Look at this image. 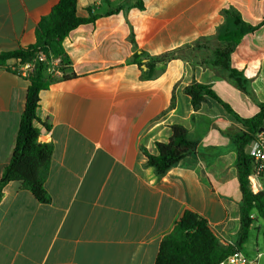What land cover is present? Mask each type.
Returning a JSON list of instances; mask_svg holds the SVG:
<instances>
[{
  "label": "crops",
  "instance_id": "obj_1",
  "mask_svg": "<svg viewBox=\"0 0 264 264\" xmlns=\"http://www.w3.org/2000/svg\"><path fill=\"white\" fill-rule=\"evenodd\" d=\"M137 1L78 0L80 16L89 8L102 15L66 36L77 77L52 72L57 80L40 92L36 109L39 141L53 148L44 184L49 201H38L20 182L5 186L0 264H155L185 211L235 244L242 193L234 139L245 128L212 98L195 110L185 89L210 86L242 118L259 112L264 0H141L142 9ZM57 2L0 0V54L33 45L39 22ZM230 9L259 26L230 55L252 95L213 64L215 48L234 28L224 13ZM169 54L183 56L159 61ZM15 61L0 67V177L13 156L29 87L10 68ZM174 125L197 147L159 176L144 150L157 155L156 144L170 140ZM252 242L251 234L243 250L249 256L258 248Z\"/></svg>",
  "mask_w": 264,
  "mask_h": 264
},
{
  "label": "trees",
  "instance_id": "obj_2",
  "mask_svg": "<svg viewBox=\"0 0 264 264\" xmlns=\"http://www.w3.org/2000/svg\"><path fill=\"white\" fill-rule=\"evenodd\" d=\"M135 5L143 8L141 0H138ZM87 11L89 15L82 17L78 13V0H58L50 14L39 22L35 32V43L13 52L1 53L0 67L6 66L10 60L14 59L26 61L41 51L47 55L49 61L60 60L56 70L62 73V79L76 78L77 75L71 70L72 62L64 49L63 42L72 30L83 24L94 23L102 15L95 14L91 8ZM118 11L119 9H115L112 12ZM224 13L232 18L234 28L225 32L223 45L215 48L213 64L226 70L241 90L252 95L247 79L241 72L231 67L230 55L243 36L254 32L259 26H252L243 21L235 9ZM131 38L135 42L133 35ZM178 56L183 55L169 54L159 61L163 62ZM139 57L138 53L134 55V59ZM50 69L49 62L39 63L33 77L28 79L27 100L21 116L13 156L0 177V199L7 184L20 182L22 187L31 191L38 201L43 203L49 201L44 184L49 173L53 148L51 144L39 141V130L35 126V121L40 92L57 80ZM185 91L190 96L195 110H198L208 97L212 98L245 128L234 139L242 193L241 226L235 244H226L214 234L205 218L192 211H185L174 230L162 240L155 264H219L236 250H244V245L250 239L252 227L256 221L252 217L253 214L264 220V194H254L250 189L249 176L253 171L254 159L247 152V146L264 123V103L259 105V112L256 115L242 118L208 85L194 83ZM156 147L157 155H152L147 150H144V154L148 166L154 168L159 176H163L184 157L193 154L197 143L189 139L188 132L183 126L174 125L170 140L166 143H157Z\"/></svg>",
  "mask_w": 264,
  "mask_h": 264
},
{
  "label": "built area",
  "instance_id": "obj_3",
  "mask_svg": "<svg viewBox=\"0 0 264 264\" xmlns=\"http://www.w3.org/2000/svg\"><path fill=\"white\" fill-rule=\"evenodd\" d=\"M59 61V59L49 61L47 55L40 51L35 57L26 61L17 59L10 68L21 77L29 79L35 74L39 63L49 62L53 73L60 75V72L56 70ZM247 152L254 159L253 171L249 176L250 189L254 194H264V123L249 143ZM262 256L258 248L253 256H249L242 250H236L219 264H259Z\"/></svg>",
  "mask_w": 264,
  "mask_h": 264
},
{
  "label": "rangeland",
  "instance_id": "obj_4",
  "mask_svg": "<svg viewBox=\"0 0 264 264\" xmlns=\"http://www.w3.org/2000/svg\"><path fill=\"white\" fill-rule=\"evenodd\" d=\"M51 72L52 69H50ZM248 149V146H247ZM254 218L256 219V221L253 224L252 227V240H253V244L255 242V244L258 245V250L263 254L262 258L259 261V264H264V242H263V227H264V220L261 218H258L256 216V214H253ZM247 252V250H246Z\"/></svg>",
  "mask_w": 264,
  "mask_h": 264
}]
</instances>
